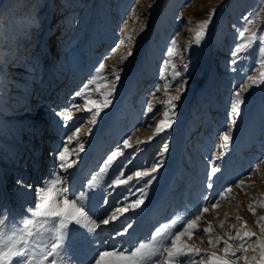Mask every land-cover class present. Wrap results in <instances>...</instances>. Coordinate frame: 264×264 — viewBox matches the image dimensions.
I'll list each match as a JSON object with an SVG mask.
<instances>
[{"label":"rangeland","instance_id":"1","mask_svg":"<svg viewBox=\"0 0 264 264\" xmlns=\"http://www.w3.org/2000/svg\"><path fill=\"white\" fill-rule=\"evenodd\" d=\"M210 12L213 15L206 35L197 44V32L203 31L199 24ZM250 13L254 14L250 17L253 22L246 25L244 17ZM245 28L246 37L256 32L264 36V0H0V220L8 236L23 228L26 219L34 221L29 226L34 233L46 226L41 217L32 215L42 211L37 205L43 204L35 196V171L29 169L25 176L13 170L24 161L19 155L22 143L27 144L25 131L33 128L35 141V125L42 122L44 127L57 125L56 133L66 144H60V149L68 150L72 164L71 168L65 165L62 178L54 179L43 194L62 207L64 188L75 187L68 195L75 199L113 151L124 152V178L133 176L128 185L111 187L117 171L91 190L88 216L81 221L95 231L69 223L60 248L67 264H95L100 252L126 253L150 241L162 225L172 224L174 234L183 231L187 220L196 216L200 231L181 237L189 246L188 255L170 264H207L208 254L213 253L231 264H253V256L259 259V251L253 249L264 241V84L259 83L264 63H260L259 40L239 58H233L236 45L243 42L239 33ZM43 41H49L50 46ZM49 47L51 59L45 58ZM169 47L173 49L171 56ZM100 63L106 67L97 73ZM15 65L18 71L10 70ZM49 66L61 84L58 94H71L70 115L51 109L45 102L46 110L37 111L38 104L31 107L36 97L27 85L38 87L41 79L44 82ZM117 74L119 82L113 90ZM250 78L257 83L252 85ZM48 83L38 89L36 100L43 91L49 94ZM86 84L88 88H84ZM248 85L252 86L242 92L243 103L234 114L233 94ZM108 92H112L108 97L111 103L93 123L95 109L84 110L85 101L103 104ZM175 96H179L172 101L175 122L165 133L146 142L165 118V111L171 115L168 102ZM63 100L58 105L68 104ZM9 107L14 110L9 111ZM76 108L80 111L75 112ZM66 116L71 118L66 121ZM74 133L79 143L69 140ZM223 134L231 136L227 148L222 147ZM124 140L137 148L124 149ZM165 142L168 149L160 156ZM213 157L219 159L214 161ZM157 161L162 166L150 184L149 177L135 179L137 171L150 172ZM213 166L217 169L214 174ZM24 177L33 178L32 183L21 184ZM240 182L243 187L238 186ZM10 185L12 189H7ZM5 188L9 199L3 198ZM137 199L143 203L132 209L130 205ZM30 205L33 209L27 208ZM118 207H128L129 211L117 213ZM203 208L207 211H201ZM113 214L121 218L105 225L103 221ZM128 224L132 225L129 232L118 235ZM204 228L211 231L205 233ZM237 232L255 236L239 246ZM137 238L142 240L136 242ZM51 239L43 233L35 237L32 246L42 249ZM224 241L232 246L230 252L238 254L236 258L224 255ZM170 247V240H166L153 264H166ZM106 264L112 261L106 258Z\"/></svg>","mask_w":264,"mask_h":264},{"label":"snow or ice","instance_id":"2","mask_svg":"<svg viewBox=\"0 0 264 264\" xmlns=\"http://www.w3.org/2000/svg\"><path fill=\"white\" fill-rule=\"evenodd\" d=\"M212 15L213 13L210 12L208 17L202 22H200L199 28L203 31L197 32L195 39V42L197 44H199L203 37L206 35L207 26L211 22ZM253 15V13H250L249 16L244 17L246 25L252 24L253 20L250 17H252ZM247 30L248 29L245 28L239 33V37L243 42L238 43L236 45L235 50L232 52L233 58H239L242 54L246 53L253 46L256 40H259L261 44V47L259 49V54L261 58L260 63H264V36H261L259 32H256L253 33L251 36L246 37L245 31ZM172 43L175 44V40H173ZM168 53L170 56L173 54V49L171 47H169ZM129 55H131V53H129ZM165 63L168 64L170 63V61L166 60ZM172 66L175 67V65ZM105 67L106 66L104 63H100L99 67L96 69L97 73H100L102 70L105 69ZM175 75L180 76V73L176 72ZM261 77L262 78L259 80V83L264 84V73H261ZM250 79H252V85L257 83V80L255 78ZM118 82L119 75L117 74L116 79L112 84L113 90L115 89V86ZM252 85L243 87L241 90L233 94L232 106L234 114L239 113V106L243 103L242 92L247 91V88L251 87ZM88 87L89 85H84V88ZM177 91L179 92L180 90L178 89ZM82 92L83 89H81L80 92H77L76 95L80 96ZM97 92H99V86L97 87ZM111 95L112 92L104 93L105 100L103 104L98 103L95 100L85 101L86 107L84 110L91 112L93 108L95 109V114L93 115L92 120L93 123H95L96 117L99 116L102 109L108 107L111 103V101L108 99V97H110ZM178 99L179 96L171 97L170 101L168 102L171 105V115L169 114V111H165V118L159 121L156 126V131L153 133L152 136L148 138V141L146 142H151L157 135L165 133L168 129L171 128V126L175 122V104L172 103V101ZM88 105H91V107H88ZM151 109L152 105L149 104V111H151ZM70 118V116H66L65 120L67 121V119ZM230 129L231 126L229 128V131ZM76 132L78 133L79 129H77ZM73 139H76L79 143V138L76 136V133H74L72 137H69L70 141ZM221 139L224 142L222 147L227 148L228 144L231 141V136L229 134H223L221 136ZM123 148L135 149L137 148V146L130 145L128 140H124ZM80 149L81 151H83L82 143H80ZM167 149L168 144L167 142H165L159 155L163 156ZM57 158L61 162V169H65V165H67L68 168L72 167V164L68 162L67 149L60 151ZM125 159L126 157L124 156L123 151L119 149L113 151L110 155H108L103 166L99 168V171L95 175H93L91 179L87 182L86 188H84L75 199H71V197L67 196V193L71 192L70 187L64 189L66 198L63 200V207L61 206L59 201L54 200V198H52L51 196L43 195V187L38 189L37 196L40 200L43 201V204H38L37 208H42V211L33 212L32 215L39 216L42 218L43 225H46L42 228V231L34 233L29 227L30 225H33L34 221L31 219H26L23 221V228L13 230L12 235L8 236L7 231L3 227L4 221L0 220V264H15L16 261H19V264H67V261L64 259L60 251L61 245L65 238L64 229H66L69 223H75L86 228L89 232L95 231L94 228H89L87 224H83L81 221V217L87 218L88 216L87 199L92 194L91 190L99 188L101 183L105 180L107 176H109L110 174H115L117 171L119 172V174H116L115 178L112 179L110 185L111 187L118 188L131 183V181L133 180V176H128L127 179H125L124 171L121 167ZM217 159H219V157H213L214 161ZM161 166L162 162L157 161L150 172L137 171L135 173V179L143 180L145 177H149L147 183L150 184L152 182V178L154 177V173L157 172ZM216 171V167L213 166L212 174H214ZM49 183H51V181H45V186ZM63 183L65 182L62 181L61 184ZM238 186L243 187V182H240ZM209 187H211V184H209ZM141 191L143 192V190ZM226 191H230V189H226ZM142 203V199H137L133 204L130 205V207L132 209H138L142 205ZM212 207L216 208L217 204L213 203ZM249 210L253 211L251 206ZM128 211V207H118L116 209V212L120 214L127 213ZM201 211H207V208H203L201 209ZM119 218L121 217H118L116 214H113L109 217V219L104 220L103 223L107 225L110 221H116ZM57 219L60 220L59 224L54 223V221ZM199 219V216H196L195 219H188L183 226L184 230L176 232L174 234L171 233L172 224L162 225L160 228L156 229L150 241L142 242L137 247L126 250L127 254L124 251L119 250L116 252H100L99 258L96 259L95 264H106V258L110 259L112 261V264H153L154 260L159 258V254L163 250V246L166 240H170L171 242V247L168 249L169 261L166 262V264H170V261L174 259H180L181 257L188 255L186 249H188L189 246L182 242L181 237L184 236L186 233L191 235L200 231L197 224V221H199ZM261 219H264V217H261ZM174 223L175 221H173V224ZM131 228L132 225L128 224L127 227L123 228V231L121 233H118V235L127 234ZM262 229H264V226H262ZM203 231L205 233H208L211 231V229L204 228ZM43 233H48L50 236H52L51 241L42 249L39 247L34 248L32 246V243L35 237L42 236ZM253 236H255V233L245 232L241 236V234L237 232L235 239L237 240L239 246H243L241 242L244 240H249ZM208 242L209 244L212 243L211 240H209ZM217 243H219V241H217ZM224 245V255L236 258L238 254L236 252L229 251L232 246L229 245L227 241H224ZM257 250L259 251V259L253 256L251 257V260L253 261V264H264V241H261L258 244V247L256 249H253V251ZM192 251L196 252L197 255H200L198 250ZM245 259L247 260L249 258L245 257ZM207 264H231V261L229 259H224L220 256H217L213 253L208 254Z\"/></svg>","mask_w":264,"mask_h":264},{"label":"bare ground","instance_id":"3","mask_svg":"<svg viewBox=\"0 0 264 264\" xmlns=\"http://www.w3.org/2000/svg\"><path fill=\"white\" fill-rule=\"evenodd\" d=\"M42 38L43 37H40V39H42ZM45 44L47 46H50L49 41H46ZM47 50H48V55L45 58L51 59V55H52L51 48L49 47V49H47ZM12 67L13 68L10 69V70L18 71V66L17 65H15V67L14 66H12ZM46 73H47L46 76H45L46 78H44L46 82L45 81L43 82L42 79H41L39 81V86L38 87H36L37 84L35 86H33V84L27 85L29 87V89L32 91V93L35 94V96H33V97L38 98L39 97L38 96V94H39L38 89L41 90V87H43L44 83L49 84L48 82H50L49 94L46 95V93H44V91L42 92V97L44 98V100H42V97L39 98V100H36V98L35 99L33 98L34 100L30 102L31 103V107H32V105H33V107H35V104H38L37 107H36L37 111H38L39 108H44L46 110L47 108L44 107V102H45V105H47V103L51 104V106H50L51 109H54L55 111L59 110V112L64 111L65 112L64 115H70L69 109L71 110V107L73 106L72 99L70 98L71 94L68 93V92L67 93L64 92V94H62V92L61 93L59 92V94H58L57 91L60 90L59 86L61 84L59 83V81L56 82V76H54V73L50 70V66L46 69ZM56 95H58V97H56ZM24 98L26 100L25 103H27V101H28L27 100V96H24ZM62 98H64L63 104H67L68 103L67 105H63V106L58 105V103L62 102ZM29 108L30 107H28L27 110L25 109L24 111L25 112L28 111ZM12 110H14V109H11L9 107V111H12ZM37 111L35 112V114L37 113ZM74 111L78 112V111H80V108H76ZM44 116H46V115H44ZM44 116H41V119ZM56 126H57L56 124L55 125H50L49 124V125H46L44 127L42 122L37 123L35 125V127H37V130H38L37 131V136L35 137L36 138L35 141L37 143L34 141V138L31 136V131H32L33 128L27 129V131H25V134L27 135V137L26 138L23 137V139H25V140L27 139V144H25V142L22 143V151H21V154L19 155L21 157L20 159L22 161L23 160L24 161L22 162V166L21 167H18L17 169H13V170H17V171H19L21 173H25V176H26V172H28L29 169H31V171H33V172L35 171L34 175L38 179V182L37 181L36 182L33 181V182H35L34 183L35 191H36L35 196L37 198H38V196H37V190L38 189L43 187L44 188V192L48 191L47 189L49 188L50 183L45 186V181H51V183H52V181L54 179L56 180L57 178H59L63 174V170L64 169L60 168V163L61 162L58 160L57 157H58L59 152L61 151L60 144L64 145V147H66V144H65V141H63L64 139H61L59 137L58 133H56ZM42 129L44 130V133L42 132ZM46 130H48V131H46ZM29 136H31V137H29ZM30 157H32V159ZM33 161H35V163H33ZM56 162L58 163V167H56V165H57ZM61 178L62 177H60V179ZM3 179L1 181V183L3 182ZM32 179L33 178H30V177L27 178V179H26V177H24L23 181L20 182V183L24 184L23 182L25 181L27 186H28V185H30L32 183ZM13 181H16V179H13ZM17 183H19V182H17ZM55 183L56 182H54V184ZM3 184H4V182L1 184L2 188H3ZM14 184L16 185V182H14ZM69 187L71 188V186H69ZM69 187H67V188H69ZM28 188L30 189L31 186H29ZM72 188H75V187L72 186ZM72 188H71V192L67 193V196L70 195L71 193H73L74 189L72 190ZM7 189H12L11 185ZM2 194H3V198L7 197V199H9V196H10V195H8L9 191L6 192V188L2 191ZM43 194H45V193H43ZM37 200H39V198ZM27 208L31 209L32 205L28 206ZM8 210H9V208H8ZM112 239H113V237L111 236V240L110 241H112ZM140 239L141 238H137L135 241L138 242Z\"/></svg>","mask_w":264,"mask_h":264}]
</instances>
